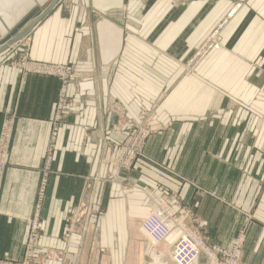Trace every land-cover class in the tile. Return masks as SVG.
I'll list each match as a JSON object with an SVG mask.
<instances>
[{"label":"crops","instance_id":"0c3cea01","mask_svg":"<svg viewBox=\"0 0 264 264\" xmlns=\"http://www.w3.org/2000/svg\"><path fill=\"white\" fill-rule=\"evenodd\" d=\"M53 1L0 0V53L23 47L40 63L73 64L78 79L68 87L71 107L55 121L59 79L0 62V132L12 121L0 264L22 257L45 174L36 250L67 258L34 264H140L146 194L85 180L114 173L117 146L141 109L162 127L145 148L159 164L138 160L119 177L175 191L212 244H226L247 223L241 264H264V0H56L23 38L5 41ZM214 30L220 46L186 74L185 60ZM77 203L91 207L97 246L106 251L93 261L81 234L66 238L65 218Z\"/></svg>","mask_w":264,"mask_h":264},{"label":"built area","instance_id":"2783aa9c","mask_svg":"<svg viewBox=\"0 0 264 264\" xmlns=\"http://www.w3.org/2000/svg\"><path fill=\"white\" fill-rule=\"evenodd\" d=\"M217 30L211 32L210 37L197 47L191 56L185 60V73H191L195 70L199 61L210 50V48L219 47L217 42ZM24 61V60H23ZM27 73H35L40 75H47L59 79V101L67 99L68 86L71 80L74 79V73L72 70L64 64H48L28 62L21 64ZM70 98V97H69ZM59 101L56 103V107H59ZM69 105V103H68ZM62 111V110H61ZM143 111V110H142ZM143 113H145L143 111ZM60 119V113L55 115V121ZM129 132L125 139L117 147V161L114 162L115 174L110 176L113 180L118 178V170L127 169L142 156L145 139L151 135L153 128L148 123V117L145 118L144 114L136 119L135 122L127 124ZM150 127V128H149ZM0 132V193L1 184L3 180V173L8 164V151L10 147V140L12 137V121L10 118H6L2 123ZM56 128L54 127V133ZM54 139L52 135L51 140ZM45 174V173H44ZM46 187V174L43 176L39 183L36 209L31 217L28 219V236L26 243L23 247V255L15 264H33L41 262L40 259H55L61 261L60 254H50L43 251L36 250V241L38 238V232L40 230V205ZM147 201L150 206V213L141 224V229L146 232L153 243H161L171 240L170 242V256L174 264H241L242 253L244 249V240L246 231L240 229L230 238L226 244L209 242L196 226V217L193 213L183 205L182 201L172 191L169 195L165 191L164 187L156 192H147ZM173 199L174 204H171L168 200ZM84 204L77 203L73 206L68 216L65 218V234L66 238L72 233H79L85 236L83 227L86 217L89 216V212H83ZM91 212V210L89 209ZM98 230L94 227L93 233ZM103 252L105 249L100 248Z\"/></svg>","mask_w":264,"mask_h":264},{"label":"rangeland","instance_id":"374dc122","mask_svg":"<svg viewBox=\"0 0 264 264\" xmlns=\"http://www.w3.org/2000/svg\"><path fill=\"white\" fill-rule=\"evenodd\" d=\"M21 28H19V30H20ZM18 30V31H19ZM2 36H0V44L2 43L1 41H2V38H1ZM220 46V45H219ZM23 48V47H22ZM19 49V50H17V49H15V50H12V51H9V52H7L8 53V55L7 54H5V53H0V62L1 61H5L4 63H6L7 65H11V66H14V67H16V68H19L22 72H24V73H27L23 68H21V64H23V63H28V62H37V63H40V62H38V61H36V60H33V59H31L30 58V55L28 54V53H26L25 51H24V49ZM218 48V47H217ZM24 60V61H23ZM43 63H45V62H43ZM42 63V64H43ZM49 64V63H48ZM51 64V63H50ZM58 64H64V65H66L67 67H68V69H70V70H72L73 71V73H74V70H75V68L76 67H74L73 66V64H66V63H58ZM76 80H78L77 78H74L73 80H71L70 81V83H69V86L71 85V84H74V82L76 81ZM68 86V87H69ZM70 99L71 98H67V99H63V100H61V101H59V107L57 108L56 107V109H55V113H57V112H59L60 113V117L62 116V112L64 111V110H66V109H68V108H70L71 107V101H70ZM68 103H69V105H68ZM62 110V111H61ZM145 112V113H143V111ZM140 114H144L145 115V118H147L148 117V123H149V125L153 128V132L151 133V135L149 136V137H147L146 139H145V145H144V150H143V153H142V156L138 159V160H141V161H143V162H145L146 164H148V165H151L152 166V163H157V164H159V161L158 160H154V158H150L149 156H147L146 155V153H145V148H146V146L148 145V143H149V140L151 139V137H152V135L154 134V133H156L157 132V130H160L161 128H159L158 126H156L153 122H152V119H150L149 118V112L148 111H146L145 109H141V113ZM140 116V115H139ZM138 116V117H139ZM137 117V118H138ZM132 122H135V121H132ZM150 128V127H149ZM129 130V128H127V132H126V136H127V133L129 132L128 131ZM125 136V137H126ZM125 139V138H124ZM123 139V140H124ZM122 140V141H123ZM121 141V142H122ZM121 144V143H120ZM119 144V145H120ZM118 147V146H117ZM117 159H118V157H117V149H116V154H115V156H114V158L112 159V169H113V174L112 175H114L115 174V169H114V162H115V160L117 161ZM138 160L133 164V166H130L129 168H127V169H122V170H132V169H134V167L136 166V164H137V162H138ZM164 167V169L167 171L168 170V167L166 168V166H162V168ZM122 170H118L117 172H118V178L116 179V180H113L112 178H110L109 176H112V175H107V178H104V179H101L100 177H97V176H91V177H89V178H87L86 180H85V183H89V182H93V183H95L96 184V186H97V188L99 187V184L101 183V182H113V181H115V182H117V183H120L121 185H123L125 188H128V189H130V190H134V191H137V190H141V191H143L145 194H146V197H147V192H156V193H158L157 192V190H155V188H150V187H146L147 185H139V184H136L134 181H130L129 179H127V178H120L119 177V174L120 173H122ZM184 179V178H183ZM129 183H131V184H129ZM127 184H129V185H127ZM86 188H88V190L90 191V190H92V188H90V186H88V184L86 185ZM165 189V188H164ZM198 189H200L201 191H205V192H207L206 190H204L203 188H201V187H199L198 186ZM159 191V190H158ZM165 191L167 192V194L169 195L170 193H172V191H170V190H166L165 189ZM174 193H175V191H173ZM176 194V193H175ZM147 199H148V197H147ZM180 199V198H179ZM181 200V199H180ZM171 204H174V201H173V199H169L168 200ZM148 202V201H147ZM182 203H183V205L184 206H186L192 213H193V215L196 217V226H198L197 225V222H198V216H196V214H195V212L192 210V208H191V206H189V205H187V204H185L183 201H182ZM148 204H149V202H148ZM91 207L89 206V205H84V207H83V212H89V216L88 217H86V221H84V223H83V227H85V231H84V234H85V236H84V238H83V244H84V246L86 247V249H88L87 251H88V253H86V260L87 261H93L95 258H97L98 256H99V258H101L105 253H106V251H103V252H101L100 251V249H99V247L100 246H97V244H98V242H99V239H100V237H99V228L97 227V224L94 222V221H89V217L91 216V213L92 212H90L89 211V209H90ZM100 213H104L102 210H100L99 211ZM147 218V217H146ZM146 218H143V219H141L140 221H139V223H138V226H139V231L140 232H142V234H143V236H144V238H145V240L147 241V244H148V250L146 251V253H145V255L142 257V259L140 260V264H172L171 262H170V259H171V256H170V252L168 253V251L163 247V245L165 244V243H169V242H171V240L169 239L168 241H164V242H161V243H156V242H154L153 243V240L151 239V237L146 233V232H144L142 229H141V224H142V222H143V220L144 219H146ZM94 227H97L98 228V230L95 232V233H93V229H94ZM198 228V227H197ZM247 223H245L242 227H239L238 229H236V231L238 232V231H240V229H243V230H245L246 231V235H247V232H248V230H247ZM198 231H200L199 229H198ZM206 238H208V236L205 234V233H203L202 231H200ZM236 232V233H237ZM236 235V234H235ZM233 237V236H232ZM231 238V237H230ZM245 238H246V236H245ZM209 240V239H208ZM230 240V239H229ZM245 241V240H244ZM210 242V241H209ZM211 243V242H210ZM82 244V245H83ZM170 245V244H169ZM244 245V244H243ZM244 250V249H243ZM83 255V254H82ZM168 255V256H167ZM79 256H81L80 254L78 255V257ZM61 258H62V260L61 261H63L64 260V258L66 259L67 258V256L65 255V254H63L62 256H61ZM48 259H51L50 257H48ZM48 259H40L41 261H46V260H48ZM55 260V259H54ZM80 260H81V258L78 260L79 262H80ZM58 261V260H57ZM61 261H60V263H61ZM65 261V260H64ZM34 264V263H33Z\"/></svg>","mask_w":264,"mask_h":264},{"label":"water","instance_id":"95a60500","mask_svg":"<svg viewBox=\"0 0 264 264\" xmlns=\"http://www.w3.org/2000/svg\"><path fill=\"white\" fill-rule=\"evenodd\" d=\"M56 2V0H54L50 5H48V7L44 10L41 11V13H39V9L35 8L34 10H32L22 21L21 23L12 30V32L9 34V36L6 37L5 41L10 40L12 35H16L15 37H13L14 39H12V41L10 42V44L14 41H18L21 38H23L27 32L30 30V28L38 21L42 18L43 15H45L54 5V3ZM19 28H22V31L18 32ZM1 47L0 51L5 48Z\"/></svg>","mask_w":264,"mask_h":264}]
</instances>
